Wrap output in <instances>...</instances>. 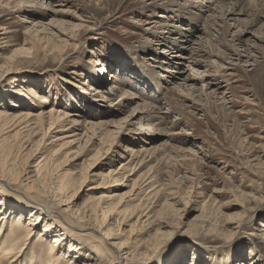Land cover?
Segmentation results:
<instances>
[{"label":"rangeland","instance_id":"374dc122","mask_svg":"<svg viewBox=\"0 0 264 264\" xmlns=\"http://www.w3.org/2000/svg\"><path fill=\"white\" fill-rule=\"evenodd\" d=\"M18 1L0 0V109L9 113L20 110L11 108L12 101L26 103V99L10 94L9 90L34 87L57 102V109L79 114L82 123L73 133L82 134L88 128L90 133L93 130L97 134L96 138L91 137L88 148L98 146L101 132L109 134L103 135L104 145L114 143L108 158L102 153L103 157L92 161L93 151L84 148L64 168L84 176L78 179L80 189L71 199L75 206L90 197L97 198L104 189H111L112 194L123 195L120 201L124 204L119 210H129L138 203L137 198L156 186L159 191L150 200L154 204L149 206L156 211L168 200L171 207H163L153 227H147V222L142 224V231L146 225L145 236H152L157 228L163 236L159 234L156 238L159 243L154 251L155 238L148 242V249L140 247L147 251L140 264H170L179 254L191 258L195 248L199 250L197 264H264V75L262 80H254L256 69L264 66V58L258 56L257 51V47L263 45L251 36L260 23L246 25V14L221 16L220 0H178L170 6L165 3L168 0H27L17 6ZM183 20H190L195 26H188ZM221 20L228 25L227 41L238 47L234 38L241 33L247 44L238 47L241 52L244 48L249 50L241 58L233 55L226 44L221 45ZM164 22H169V29L153 28L156 33L149 34L150 28L160 27ZM178 26H185L186 31L179 32ZM168 30L172 32V40L185 33L184 41L178 42L185 48L184 54L174 49L176 52H171L172 63L169 64L154 54L162 50L158 36H167ZM141 45L146 46L143 52L138 51ZM203 45L205 51L210 50V55L200 51ZM24 48H28L30 55L16 54L13 62L9 60L14 51ZM179 54L182 55L180 60L175 61ZM219 55L223 57L217 58ZM103 64L107 71L102 89H109L120 80L125 82L122 87L127 98H141H132L134 102L126 103L127 98L120 101V93L112 92L108 98L100 94L83 95V89L89 92V84L95 85L92 76ZM133 66L136 70L130 71ZM165 68L169 71H163ZM5 69L10 71L6 73ZM139 70L147 74L144 82L136 84L124 80L130 72L137 74ZM214 89H217L216 94L212 96ZM207 93H210L209 98L204 96ZM144 103L151 110L150 114L165 119L163 124L155 118L159 122L155 133L142 119L130 120L132 108L138 106L140 110ZM114 121L123 122L117 133V129L108 125ZM131 127L136 129L135 133L129 132ZM56 134L65 136L71 132L53 131L47 141ZM143 135L160 149L152 158L133 159L124 173V181L112 183L108 178V185L96 189L101 183L99 175L109 169L119 172L124 162L111 152L124 150L126 145L144 148ZM79 137L84 138L83 134ZM29 141V138L24 141L18 153H13L16 157H11L23 178L29 171V175H34L33 165L38 161L27 159ZM80 143L83 142H75L71 152H76ZM34 146V150L40 149V145ZM42 154L45 156L48 151ZM60 156L59 153L58 158ZM64 169L56 168L55 173ZM133 180L137 186L134 189L141 190L140 195L135 196L134 191H130ZM140 216L144 222L146 217ZM136 217H131L130 222ZM126 224L120 226L119 234L121 230H125L122 234H129ZM135 230L129 234L131 240L140 232ZM33 242L27 249L36 246Z\"/></svg>","mask_w":264,"mask_h":264},{"label":"bare ground","instance_id":"6f19581e","mask_svg":"<svg viewBox=\"0 0 264 264\" xmlns=\"http://www.w3.org/2000/svg\"><path fill=\"white\" fill-rule=\"evenodd\" d=\"M23 1L24 3L27 2V0H19L17 6ZM177 1L178 0H168L165 3L170 6ZM39 2L37 1L36 3L39 4ZM220 2L221 6L219 7V12L221 11V16H225L226 18L228 16L232 17V15L246 14L248 19L246 21H244V19L241 20L246 22V25H256L260 23L259 28L255 31L253 30L254 32L251 33V36H253L252 39H257L256 41H259L263 45L258 46L257 51L259 52L258 56H262L261 58H264V53L262 52V49H264V0H220ZM156 7L158 8V5ZM163 7L167 8V6L164 5ZM170 8L171 7H168L167 9ZM169 22H164L165 24H161L162 26L160 27L155 28L154 26L150 29L148 28L149 34L152 35L156 33L154 29L157 28H159L160 30V28L166 29L168 27L169 29V27L171 26L169 25ZM185 22L188 24V26L194 24L190 20H186ZM221 23H223L220 38V40L222 41L221 45L224 46V44H226L228 48L233 52V55L241 58L245 52L249 51L248 48H244V50H242L243 53L241 52V50H238V47L243 48L247 45L244 42L241 33L235 35L234 41H236L238 44V47H236V45L232 41L226 40V28L228 27V25L224 23V20H221ZM241 26H243V24ZM185 28V26H178L177 30L186 31ZM171 33L172 32L168 30L166 32L167 36H158L160 37L159 40L162 41L161 43L158 42V44L161 45L162 50L160 52H158L157 50L156 52H154V54L157 56L156 58H164L165 60H167V64L172 63L169 57L171 52H176L174 51V49L179 50L178 52H181L182 54H184L183 51L185 50V48H183L182 45L178 43L179 40L182 42L184 41L182 37H185V33H181L183 36L175 37L173 40L172 38H170ZM242 33L244 32L242 31ZM166 38L167 40H165ZM209 38L210 43L211 41L213 43V39H211L210 36ZM242 43L244 46H242ZM251 43L254 44V42ZM140 48L138 51L143 52L142 50H144L146 46L141 45ZM201 48L202 49L200 51H202L204 54H206L207 52H209V54L207 55L211 54L210 50L205 51L207 49L206 47H204V45ZM29 53L30 52H28V48L16 50L12 55H10L9 60L11 59L10 61L13 62L12 59L16 54L27 55ZM214 54L215 53H213V55ZM181 56L182 55L180 54L176 55L175 57L177 58H175V61L180 60ZM222 57L223 56L221 55L217 56V58ZM154 60L156 61L157 59ZM161 63L166 62H163L161 60ZM210 63L213 64V62ZM6 69V73L10 71V69ZM131 70H136V68L134 66L132 68L130 67V71ZM106 71L107 69L103 64L101 69L94 72L92 80L94 81L95 85L92 83L89 84V92L82 88L83 95H92L96 97L98 96V94H100V96L104 97V95H106L108 98V96L110 97L112 95V92L120 93V101L129 97L126 96V91L122 87V84H125V82H122L120 80L115 81L109 89H102L101 84H104V82H106L104 78V73ZM163 71L169 70L165 68V70L163 69ZM137 72V74L130 72V76L124 80L133 81L136 84L141 83L142 81L144 82V77H147L145 71L139 70ZM263 75L264 66H261L260 68L256 69L254 73V80H262ZM204 81L206 82L207 79H205ZM181 86L179 85L178 87ZM178 87L176 88L179 89ZM13 88L9 90V93L17 95L19 94L21 97L26 99V103H22L23 101H20L21 103H15L16 101H12L11 108L17 107L20 108V110H15L10 113L8 111H5L4 109H0V264H140L141 258H144V255L147 252L142 251L140 247L148 249V242L151 239L155 238V241L157 243H154V251L156 249V245L159 243L156 238L160 236L159 234L163 236V233H161L160 229L157 228L152 236L149 235L148 237L146 235V237V233H143L145 232L146 225L147 227L150 225V227H153L155 224L152 223L154 220H157L156 218L159 215L162 214L161 211H164L162 210L163 207L167 206L169 209V207H171V203H169L168 200H165L163 204H161L160 209L156 211L153 210V206H149L153 203L150 202V200L153 196H156L159 191V189H157V187L155 186L154 188H151L148 193L146 192L147 194H145L141 198H137L138 203H136L133 208L130 207L132 208L131 210L130 208L129 210H127L128 208L126 210H119V207L124 204V202L120 201L123 195L112 194L111 192L113 190L111 189H104L103 192L99 196H97V198L90 197L87 201L75 206V203H73L71 199L76 194V191H79L80 189L81 182H79L78 179H82L84 178V176L82 175V173H80L81 175H75L74 172L72 173L69 169H67L70 171L69 172L64 168L69 166L74 161V159L76 158L75 155L83 152L84 148L87 149L88 147H90L91 137L95 136L96 138L97 134L95 135V132H93V130L90 133L88 131L89 129L85 128V131L82 132L85 139L83 137H79V135L82 136L81 133H73L79 130L77 126L82 123L81 120L79 121L78 113L57 109V102H52V99H48V96L46 94L40 93L37 89H33L34 87L32 88L29 86H23L20 89ZM180 89L182 90V88ZM215 90L217 89H214L213 93H207L204 96H208L209 94L213 96L214 94H216ZM139 97L141 98V96ZM139 97L131 96V98H127L128 101L126 99L125 100L126 103H132L134 102L132 101V98L136 99ZM207 98H209V96ZM125 100L122 101L123 105H125ZM137 107L132 108V110L129 112V116L131 117L130 120L142 119L143 123L149 124L151 131L154 129V133L158 131L157 125L159 124V122L165 124V119L163 117H157L150 114L151 110L148 109V105H146L145 103L141 105L142 109L139 110L137 109ZM152 107L155 110L158 109L157 106ZM136 110L137 112H135ZM157 113L159 112L156 111V114ZM142 115H144V117H141ZM155 118H158V120L160 119L159 122H156ZM122 123L123 122L119 123L114 121L109 122L108 125L113 127L115 130L117 129V131L115 132L117 133ZM106 124L107 123H104V125ZM131 126H133V124H131ZM59 129H62L63 131H69L71 132V134L65 136H58L56 134L51 141H47L49 134L53 131H58ZM88 132L90 133V135L88 134ZM129 132L135 133L136 129L131 127L129 129ZM105 134L106 132H101V134L98 135V137H100L98 140V146H92L91 149L88 148V150L93 151V155L90 157V160H97L98 158H100V156H102V153L104 154L103 156L106 155L105 157L108 158V154L110 153L109 151L111 150V146L114 143L109 142L108 144L104 145L106 141L104 140L103 135H109ZM110 135H112L111 132ZM144 135L147 136L146 133H144ZM144 135L142 138L143 142L145 143V146L142 144V147L144 146V148L135 149L130 145H126L124 150L111 152L113 157H120L124 162L121 163L119 172H115L114 170L109 169L105 174L99 175L101 177V183L96 186V189H100V187H102V185L104 184L108 185V178H110V182L112 183H114L116 180L122 181L124 179V173L129 169L130 165L128 164H130L133 159L138 157L144 159L145 157H151L152 155H154L153 153L158 150L159 147H157V145H151L152 142H149L147 139H145ZM32 137H34L35 139L36 137H38V139L33 140ZM28 138L30 139L28 144L29 146H31L28 149L24 148V150L27 149V159L30 157L33 160L31 162H34L36 160L38 161L33 165L34 175H29V171V174H27L25 178H23V176H20L21 171L18 170L17 167H14L13 163L15 161H13L11 157H16V154L13 153H18L20 148L23 147V142L27 141ZM77 141H81L83 143H80L78 145L76 152H71L72 145H74ZM31 142L35 144H31ZM34 145H40V149L38 147L37 150H34ZM56 147L59 148L56 149ZM45 151H48V154L44 156L42 153H45ZM59 153L61 154V156L58 158ZM59 167L64 170H62V172L60 173H55L56 168ZM151 186H153L152 183L150 187ZM134 187H137L135 180H133V183L131 184L130 191L132 192L133 190L134 193H132L135 194V196H137V194L140 195L141 190H135ZM108 193H111L112 195ZM113 197H117V200H112ZM143 204H146V207L143 208ZM60 211L62 213H60ZM144 211H147V213L144 214ZM55 213L59 214L56 215ZM132 214H134V216H132ZM140 215L146 217V220L144 222H141L142 218ZM131 217H136V220L132 223L130 222ZM137 222V225H139V227H136L135 225V223ZM146 222L147 224L144 225L145 227H143L144 230L142 231V224ZM125 223H127L126 226L128 227L127 231L129 234H131L135 229L140 230V232H136L132 240L129 238V234L127 235L126 232L122 234V232L125 230H121L120 234L118 233L120 230V226L124 225ZM154 223H157V221ZM225 223L227 224V222ZM156 225H158V223ZM150 231L151 230H149V232ZM31 241H34L33 243H35L36 246L32 247L31 249H27L28 244ZM94 247V253H92V248ZM193 250L194 253L191 258H186V256H184L185 254H179L178 257L176 256L174 260L172 259L170 264H197L196 257L197 253H199V250L197 248Z\"/></svg>","mask_w":264,"mask_h":264}]
</instances>
